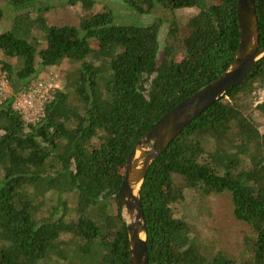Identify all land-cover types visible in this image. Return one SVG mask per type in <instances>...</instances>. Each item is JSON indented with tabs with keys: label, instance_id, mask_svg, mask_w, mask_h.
<instances>
[{
	"label": "trees",
	"instance_id": "obj_1",
	"mask_svg": "<svg viewBox=\"0 0 264 264\" xmlns=\"http://www.w3.org/2000/svg\"><path fill=\"white\" fill-rule=\"evenodd\" d=\"M112 1V2H111ZM48 0H0V264H129L118 204L127 159L154 124L217 79L239 47L238 0H96L50 25ZM264 48V0H256ZM195 8L184 23L179 9ZM161 9L152 22L143 16ZM44 42L40 44V36ZM69 63L64 88L27 123L14 102L43 70ZM264 56L187 125L141 191L149 264H264V131L254 91ZM229 192L250 233L245 261L211 251L177 214L187 191Z\"/></svg>",
	"mask_w": 264,
	"mask_h": 264
},
{
	"label": "water",
	"instance_id": "obj_2",
	"mask_svg": "<svg viewBox=\"0 0 264 264\" xmlns=\"http://www.w3.org/2000/svg\"><path fill=\"white\" fill-rule=\"evenodd\" d=\"M238 22L239 47L230 67L158 120L136 143L127 159L118 204L129 232V264H149L148 225L141 191L152 164L187 125L225 96L230 88L239 86L264 56L256 0H238Z\"/></svg>",
	"mask_w": 264,
	"mask_h": 264
},
{
	"label": "rangeland",
	"instance_id": "obj_3",
	"mask_svg": "<svg viewBox=\"0 0 264 264\" xmlns=\"http://www.w3.org/2000/svg\"><path fill=\"white\" fill-rule=\"evenodd\" d=\"M70 1L48 0L47 3L53 4L52 8L46 13L50 25L77 23L79 21L81 3L78 2V4L73 5ZM106 2H110V0H96L94 11L101 9ZM179 10L177 13L178 17L185 23L195 13L196 9L187 8ZM162 11L158 9L154 14L143 16L142 20L144 22H152L157 16L162 15ZM0 32H2L1 26ZM39 39L40 44H42L44 36L41 35ZM2 58H5V56L0 50V71ZM70 68V64L65 62L62 65L43 70L33 80L32 86L49 83L51 81L50 78L58 74L61 76V83L60 79H56V81L62 89L65 86L67 70ZM10 88L11 86L8 87L7 85V89L10 90ZM19 105H21V102L15 99L14 106L18 108ZM26 109L29 112L28 108ZM255 117L258 119V123H260L261 130L264 131V114L256 111ZM177 214L180 217H185L193 225L195 229L194 237L198 238L203 246L214 252L225 251L240 262L247 259L243 244L245 237L250 233V228L245 222L240 221L235 216L234 205L229 192L206 195L202 194L199 189L189 190L187 191L186 200L179 206Z\"/></svg>",
	"mask_w": 264,
	"mask_h": 264
},
{
	"label": "built area",
	"instance_id": "obj_4",
	"mask_svg": "<svg viewBox=\"0 0 264 264\" xmlns=\"http://www.w3.org/2000/svg\"><path fill=\"white\" fill-rule=\"evenodd\" d=\"M50 79L51 81L49 83L31 86L28 90L21 92L16 97L21 102V105L18 108L15 106V108L21 111L27 123L39 121L43 115L44 105L53 99L54 93L60 89V84L56 79H60L61 83V76L56 74ZM7 85L8 87L10 86L6 75L0 73V102L9 96L10 90L7 89ZM262 103H264V83L254 91V105L257 106ZM26 108H28L30 113L26 111Z\"/></svg>",
	"mask_w": 264,
	"mask_h": 264
}]
</instances>
